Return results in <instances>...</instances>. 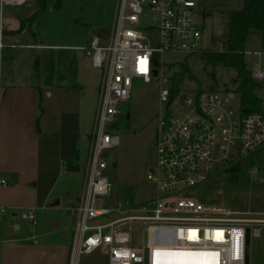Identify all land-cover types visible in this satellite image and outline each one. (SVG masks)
Wrapping results in <instances>:
<instances>
[{"label":"built area","instance_id":"obj_1","mask_svg":"<svg viewBox=\"0 0 264 264\" xmlns=\"http://www.w3.org/2000/svg\"><path fill=\"white\" fill-rule=\"evenodd\" d=\"M25 2L1 0L8 6ZM146 19L150 24L143 27ZM203 35L193 0H118L107 43L93 37L84 48L92 67L102 72V82L86 188L72 209L76 223L68 264L95 253L105 264H245L247 230L250 240L262 235L264 206L256 213L234 212L206 206L185 192L205 182L217 166L240 165L245 154L263 150L264 114L243 111L234 103V91L197 88L188 94L183 80L174 89L160 58L197 55L206 50ZM251 78L262 80L264 72ZM154 79L169 86L159 93L167 108L158 116L156 160L147 174L155 196L143 203L122 201L106 175L105 156L118 144L113 127L122 115L119 105L131 98L133 82ZM173 103L179 107L172 113ZM4 214L6 208L0 207ZM20 216L36 224L33 210Z\"/></svg>","mask_w":264,"mask_h":264},{"label":"rangeland","instance_id":"obj_2","mask_svg":"<svg viewBox=\"0 0 264 264\" xmlns=\"http://www.w3.org/2000/svg\"><path fill=\"white\" fill-rule=\"evenodd\" d=\"M94 7L93 17H105L111 22L113 31L115 14L118 0H85ZM197 5V18L200 19L204 28L203 43L206 49L220 50V40L226 32L227 11L239 10L243 7V0H193ZM53 1L45 2L43 16L39 18L35 29L37 42L56 44L62 42L55 37H62L67 33L66 13L64 9L54 6ZM76 5L79 0H71ZM48 5V6H47ZM38 6V0H28L24 6H3L4 24L0 27L1 31L21 29L23 19L31 16ZM104 17V16H103ZM104 17V18H105ZM81 19V18H80ZM149 19L143 23V27L149 26ZM32 24L31 21L24 20L22 24ZM22 25V26H23ZM34 26V25H33ZM17 29V30H18ZM72 33V32H71ZM2 33L0 32V36ZM34 38L26 29L24 32L5 33L3 42L7 48L2 55V59L11 62L14 60L22 72L31 73L34 77L46 79L55 72L62 69L61 65L68 66L69 61L79 56L80 52L64 49H41L27 48L35 45ZM13 45V47H12ZM10 46V47H9ZM86 54V53H85ZM166 63L163 73L169 79H173L175 74L181 70V65L188 64L192 75L195 77L190 80L185 76L181 88L185 93L190 94L198 89L234 91L237 87L233 83L236 73L231 69L222 67L213 68L205 65L199 55L185 56L180 53H165L160 56ZM37 62H40V64ZM245 62L247 69L252 73L260 70L264 72V42L258 37L252 36L245 45ZM95 81L97 84L96 100L92 98L87 113L85 115L86 130L91 134L96 125L97 119V97L101 85L102 72L94 70ZM79 80V78H77ZM256 93L261 99L264 108V78L257 80ZM99 86V87H98ZM169 86L166 82L154 79L152 83L146 84L140 80L133 82V91L130 100L121 103L119 109L122 115L114 125V137L117 146L106 153L105 159L109 164L106 172L107 177L115 187L116 195L122 201H135L143 203L155 196L154 186L147 180V174L151 167H154L156 154L155 142L157 138L158 116L160 111H165L166 104H161L159 93L162 89ZM237 94V93H236ZM234 103L241 106L240 96L237 94ZM179 107L178 103L170 105L169 110L173 113ZM129 116V118H128ZM89 137L88 140L80 144V168L72 172L67 179L71 188L72 195L80 197L86 188L87 166L89 161ZM246 160L241 161L240 165L231 163L229 165L217 166L211 176L203 183L187 189L185 194L198 199L206 206L226 209L234 212L256 213L260 212L264 206V149L255 153H247ZM248 156V157H247ZM237 166V168H235ZM235 168L234 171L231 169ZM63 203H66L63 199ZM22 213V212H21ZM10 215V214H9ZM8 219V216L6 217ZM59 220L67 228L75 229L76 218L72 213L68 217H60ZM29 234L36 232L41 226L42 229L52 230L50 223H38L37 226H30L24 222ZM75 231V230H74ZM74 236V234H73ZM37 238V237H36ZM37 240H39L37 238ZM13 252L4 248L0 244V264H13ZM99 253L91 256H83L80 264H105ZM250 264H264V231L260 237H252L250 240Z\"/></svg>","mask_w":264,"mask_h":264},{"label":"crops","instance_id":"obj_3","mask_svg":"<svg viewBox=\"0 0 264 264\" xmlns=\"http://www.w3.org/2000/svg\"><path fill=\"white\" fill-rule=\"evenodd\" d=\"M50 1L59 9L67 5V33L55 37L62 42H37L35 24L44 10L37 21L22 28V22L39 11L40 0L37 10L22 20L21 29H0V180L7 182L6 186L0 185V207L6 208V214L0 216V244L13 252V264L69 263L75 229L63 226L59 215H72L83 192L80 197L72 195L67 179L74 171L68 169L66 162L76 159L79 170L80 144L89 137L91 145L97 125L96 119L93 132H87L85 115L92 98L96 100L97 84L96 69L84 48L93 37L105 45L112 34L111 22L105 15L93 17L95 9L89 2L79 0L75 5L71 0H60L55 5L56 0ZM3 6L0 0V27L5 22ZM26 29L35 39V45L27 48L64 49L80 55L68 60L71 61L68 66L58 63L62 69L46 79L24 73L14 60H4L2 55L11 44L3 42L5 33L14 35ZM26 210L34 211L35 222L37 218L40 225L51 221L52 230L39 226L35 233L29 234L23 226L24 222L28 226L30 223L20 216Z\"/></svg>","mask_w":264,"mask_h":264},{"label":"trees","instance_id":"obj_4","mask_svg":"<svg viewBox=\"0 0 264 264\" xmlns=\"http://www.w3.org/2000/svg\"><path fill=\"white\" fill-rule=\"evenodd\" d=\"M46 1L40 0L39 11L27 19V22L37 21L44 10ZM59 3L60 0H56L55 5ZM226 14V32L220 40L221 49H206L197 55L207 66L215 69L222 67L234 71L237 75L232 82L237 84L235 92L240 96L241 109L249 113L264 114L261 99L256 93L257 82L251 78V72L247 69L245 62V45L249 39L255 36L264 42V0H243L241 9L230 10ZM185 76H188L190 80L195 78L186 63L181 65V70L173 78L174 89H177L179 82ZM66 164L70 171L78 170L76 159L67 161ZM235 168L231 171H234Z\"/></svg>","mask_w":264,"mask_h":264},{"label":"water","instance_id":"obj_5","mask_svg":"<svg viewBox=\"0 0 264 264\" xmlns=\"http://www.w3.org/2000/svg\"><path fill=\"white\" fill-rule=\"evenodd\" d=\"M172 100V99H170ZM129 118V116H128ZM59 202L57 201L56 204ZM245 264H250V230H247Z\"/></svg>","mask_w":264,"mask_h":264},{"label":"bare ground","instance_id":"obj_6","mask_svg":"<svg viewBox=\"0 0 264 264\" xmlns=\"http://www.w3.org/2000/svg\"><path fill=\"white\" fill-rule=\"evenodd\" d=\"M193 236H194V234L192 233V234H191V237H193Z\"/></svg>","mask_w":264,"mask_h":264},{"label":"snow or ice","instance_id":"obj_7","mask_svg":"<svg viewBox=\"0 0 264 264\" xmlns=\"http://www.w3.org/2000/svg\"><path fill=\"white\" fill-rule=\"evenodd\" d=\"M158 255H160V254L158 253ZM167 255H173V254H167Z\"/></svg>","mask_w":264,"mask_h":264}]
</instances>
